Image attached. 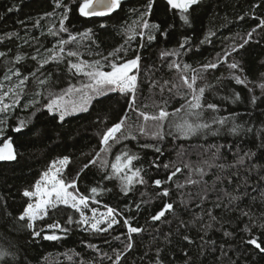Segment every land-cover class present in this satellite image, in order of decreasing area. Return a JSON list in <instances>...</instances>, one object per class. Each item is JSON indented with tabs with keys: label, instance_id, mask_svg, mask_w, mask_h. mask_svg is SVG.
I'll list each match as a JSON object with an SVG mask.
<instances>
[{
	"label": "snow or ice",
	"instance_id": "1",
	"mask_svg": "<svg viewBox=\"0 0 264 264\" xmlns=\"http://www.w3.org/2000/svg\"><path fill=\"white\" fill-rule=\"evenodd\" d=\"M75 2L53 0V11L45 12L33 22V28H39L42 20L58 18L48 25L46 33L41 32V36L54 38L51 47H45L39 38L33 37L35 44L39 45L33 53L22 51L9 59L8 52L0 51V60L5 62L3 79L0 80V162H19L20 153L12 137L6 135L8 119L18 108L32 110L27 118L18 117L16 126L12 128L14 133L21 135L29 129V125H33L37 113L46 112L49 118L63 126L65 122H70L69 118L103 112L104 115L97 116L95 120L101 125L96 133V147L88 153H81L87 160L70 179L66 178V172L72 164V157L64 155L50 160L34 183L21 191L25 198L24 207L14 214L7 210V201H2L0 214L9 218L8 223L18 230L26 231L33 243L37 239L62 242L75 230L103 237L104 243L112 248L113 255L101 253V258L106 257L112 264H122L136 247L137 239L149 230L154 233V240L163 236L164 241L170 244L175 234L188 245H193L196 241L187 232L197 228V225V235L203 242L199 249L203 255L209 243L205 237L210 231H221L228 241L237 238V232L225 230V225L232 220L237 223L247 221L239 229V233L243 234L239 235L240 243L246 249L250 247L257 255H264V210L257 214L251 204H246V201L264 202V165H256L257 152L243 150L235 141L210 145L191 143L193 140L207 142L209 137L222 134L242 140L244 135L253 132V127L237 122L238 113L221 114V103L241 102V93L231 87L232 81L252 91L244 75L243 50L252 42L264 40V18L258 19L250 30L236 33L229 38L231 43L226 48L198 65L186 62L184 57L198 52L200 45L212 44L216 32L209 30L198 44H193L191 38L185 36L176 48L159 52V64H149L147 60L150 58L143 53L157 41L158 36L166 40L169 35L161 23L151 20L156 0H143L142 11L139 8L131 10L135 19L125 23L121 32L122 43L107 54L97 50L99 44L92 28L77 33L70 31L67 26L69 13L71 3ZM122 2L81 0L78 13L85 18L111 17L121 10ZM165 2L169 10H178L184 25L191 27L192 13L203 0ZM262 5L264 0L253 7L261 8ZM60 9L62 11L57 12ZM245 15L238 19L245 20ZM99 27L105 29L108 25L101 23ZM64 34H67L66 38ZM6 35L11 38L19 33ZM129 53L133 55L129 56ZM29 60L34 62L32 68L27 67ZM222 64L230 70L229 75L216 77L219 87L209 84L206 74ZM52 65L56 68L53 69ZM60 65L65 66L67 86L59 75L53 79V73L58 72ZM164 69L174 74L171 79H163L160 75ZM261 75L264 76V73ZM258 87L261 96L252 95V105H257L258 101L264 104V81ZM213 89L217 94L221 90L228 93L217 95L221 103L208 98ZM30 92L32 95L28 99ZM25 100L27 102L22 104L21 101ZM173 102L178 106L173 107ZM109 119L112 122L104 127ZM30 131H36L34 125ZM257 135L262 137L257 147L264 150V129ZM166 142L171 143L175 159L169 154L167 162H164L160 158L165 156ZM145 150L156 154L150 167L158 172L163 170V178H146L147 170L141 163ZM229 155L231 162L228 161ZM93 168L100 174V179L95 186L81 191L82 177ZM105 182H114L118 187L117 194L125 197L133 193L137 186L147 188L149 184L155 187L156 192L154 197L147 191L140 192L142 199L139 203H125L121 209L104 204L100 199L113 191ZM153 199L160 201V208L141 225L137 217L142 205H148ZM231 213L237 215L230 217ZM184 216L191 219L186 220ZM60 218H63V223ZM45 221L50 222L42 223ZM157 225H168L169 230L162 231ZM117 229L120 231L117 232ZM114 241L118 243L114 244ZM210 243L216 245L214 240ZM87 247L101 251L94 243H89ZM218 250L222 256H228V250L223 246ZM162 252L163 249H156L154 264H164ZM183 254L185 264H193L189 252L184 251ZM17 255L0 249V262L24 264L23 257L17 259ZM66 255L71 261L73 255L78 257L79 253ZM228 260L229 264H236L230 257ZM80 264L84 262L80 261Z\"/></svg>",
	"mask_w": 264,
	"mask_h": 264
},
{
	"label": "trees",
	"instance_id": "2",
	"mask_svg": "<svg viewBox=\"0 0 264 264\" xmlns=\"http://www.w3.org/2000/svg\"><path fill=\"white\" fill-rule=\"evenodd\" d=\"M69 3L70 0H64ZM81 0H76L71 3V12L69 13L68 27L71 32H83L87 28H92L96 34L98 41V51L107 54L109 51L116 48L122 43L121 32L123 31L125 23H130L135 19V15L131 11L133 8L143 10V0H123L121 10L113 13L111 17H81L78 13V4ZM261 3V0H203L202 4L196 7L192 13V25L188 27L179 19L178 10H169L165 0H156L153 15L151 20L161 23L162 28L169 33L167 39L158 36L150 48L143 53L145 57H149L147 63L159 64V52L162 49H172L178 46V43L185 37L189 36L193 44H198L209 30L216 32V36L212 38V44H205L199 46V51L188 53L184 59L186 62L198 65L201 62L212 59L216 53L220 52L222 48H226L236 33H244L254 27L258 19L264 18V5L261 8H254L253 5ZM12 8L13 11H8ZM54 9L53 0H0V51L9 53L10 59L14 54L19 52L33 53L35 47H39L33 41V37H37L45 47H51L55 42L53 37L41 36V32H47V27L55 19L48 18L41 21L39 28H33V22L39 19L45 12H52ZM62 9L57 10V12ZM247 14V15H245ZM245 15V20L238 19L239 16ZM21 21L24 23L22 24ZM107 24L108 27L102 29L99 25ZM172 27H169V26ZM19 33L18 36L9 38L8 33ZM65 38L67 34H64ZM25 41H28L26 44ZM11 50V51H9ZM43 50V49H42ZM133 53H129V56ZM87 58V55H86ZM238 58V57H237ZM244 59V75L250 82L249 88L242 85H235L232 81L231 87L239 91L242 96L241 102L237 104H230L228 101L222 103L216 98L217 95L223 96L228 93L224 90L216 93L213 89V94L208 98L213 102L221 103V114L228 115L231 112L239 114L238 123H245V126L253 127V132L243 136L240 140L236 137L222 134L219 137H209L207 142L193 140L192 144L206 143L210 144H230L235 141L240 144L243 150L251 149L257 152L255 163L257 166L264 165V150H259L258 145L262 138L257 133L264 129V104L259 101L257 105L250 103L252 95L261 96V89L258 84L264 81V40L260 43L252 42L243 50ZM4 60H0V80L3 79V72L5 71ZM27 67L32 68L34 62L27 61ZM53 69L55 65L51 66ZM65 66L60 65L59 70L54 71L53 79L57 75L63 78L64 86H67V74L64 71ZM230 70L226 65H221L217 70L206 74V79L209 84L217 85L216 77L229 75ZM39 75V74H38ZM163 79H171L173 73L164 69L160 73ZM227 83V81H222ZM219 87V85H217ZM30 88L33 86L30 84ZM34 91V89H33ZM32 92L29 93L28 99L31 98ZM38 99H41L38 97ZM27 101H21L26 103ZM43 102V99H42ZM115 103V102H113ZM173 107L178 106L173 102ZM120 107V105H116ZM32 110H24L23 108L16 109L15 113L8 119L7 136H11L14 145L20 153L19 162H0V202L7 201V210L12 213H18L25 205V198L22 197L21 191L24 188L30 187L38 178L39 173L44 170L50 160L64 155L72 157V164L66 172V178H72L80 169L82 164L87 160L86 156H81V153H88L96 147L97 136L96 133L100 131L101 125H98L95 120L97 116L104 115L103 112H90L81 114L79 117L69 118L70 122H65L60 126L55 120L48 117L47 113H37L33 120V125L36 131H30L33 125H29V129H25L23 135L14 133L12 128L17 124V118H27ZM108 111L107 108L104 110ZM114 118V117H113ZM109 119L107 127L111 123ZM179 143V141L177 142ZM187 146V145H186ZM165 156L160 159L167 162V157L171 154V158L175 159V153L172 150L170 142L165 144ZM236 149H233L235 151ZM115 151V150H114ZM143 160L141 161L143 167L147 170L146 178H163V170L159 172L155 168H151L150 164L155 159L156 154L151 150H145L142 153ZM228 161H232L231 155L228 156ZM211 175V174H210ZM214 178V177H213ZM100 179V174L93 168L85 177H82V183L79 185L81 191L95 186ZM182 179V177H181ZM206 179H208L206 177ZM211 183V180H209ZM106 186L112 188L111 193H106L100 199L104 204L110 206H119L123 209L125 203L134 205L139 203L142 199L140 192L147 191L149 195L155 196L156 189L149 184L147 188L144 186H137V189L130 193L128 197L122 194L118 195V187L114 182H105ZM253 195H256L254 193ZM147 199V197H143ZM246 204H251L253 211L259 214L264 210V202L257 200L255 203L246 201ZM160 208V201L153 199L148 205H142L140 214L137 219L141 225H144L148 217ZM101 210L103 208L101 207ZM199 211V209H195ZM237 213H231V216H236ZM8 219L3 214H0V249H7L10 252L17 253V259L23 257L24 264H112V261L106 257L101 258V253H107L109 256L113 255L112 248L104 243V238L100 236H93L87 232L75 230L69 238L62 242H50L37 239L34 243L29 239L26 231L18 230L12 223H8ZM61 223H63V218ZM184 219L190 220V216H184ZM45 221L42 223H48ZM237 223L232 220L231 223L225 225V230L237 232L235 240L228 241L223 237L221 231H210L205 240L209 243L206 245V251L203 255L200 254V241L197 235V228H193L187 234L196 241L193 245H188L183 241L179 235H173L172 242L167 244L163 236L153 239L154 233L149 230L142 234V238L137 239L136 247L128 253L126 260L122 264H154L155 251L157 248L163 249L161 257L164 264H185L184 251L189 252L192 257L193 264H229L228 257L236 264H264V255H257L250 247L246 249L245 245L240 243L239 229L243 227V223ZM7 224V227L5 225ZM162 231L169 230L168 225H157ZM173 229L175 225H172ZM218 227V225H217ZM120 229H117L119 232ZM203 235V233H200ZM111 239V237H109ZM216 241V245H212L210 241ZM89 243L96 244L100 252H97L87 245ZM114 244L118 242H113ZM231 245V247H230ZM223 246L228 250V256H222L218 248ZM216 248V251L212 249ZM183 250V251H182ZM72 252L79 253V256L73 255L70 261L66 254ZM3 264V262H0Z\"/></svg>",
	"mask_w": 264,
	"mask_h": 264
}]
</instances>
